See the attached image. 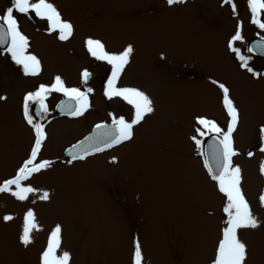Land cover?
I'll list each match as a JSON object with an SVG mask.
<instances>
[{"label": "rangeland", "instance_id": "rangeland-1", "mask_svg": "<svg viewBox=\"0 0 264 264\" xmlns=\"http://www.w3.org/2000/svg\"><path fill=\"white\" fill-rule=\"evenodd\" d=\"M221 1L187 0L169 6L163 0H51L74 25L73 36L64 42L49 35L44 22L21 16V30L30 38L29 51L41 60L42 72L25 77L7 54H0V95L7 96L0 102V182L14 174L32 143L20 110L27 91L50 83L57 74L69 87L94 91L84 116L70 121L51 114L45 119L48 139L41 155L55 165L29 182L50 191L51 200L32 204V198L18 202L0 193V217H15L8 223L0 220V264H39L56 223L62 225V248L70 251L71 264H130L137 237L144 264H210L223 227V200L203 171L202 157L189 136L197 116L226 125L211 79L232 89L240 109L234 134L240 155L233 159L242 168V190L261 221L257 230L242 232L241 239L249 244V264H264V208L258 205V195L264 191V176L259 174L264 153L259 151L258 136V127L264 124V76L257 79L245 73L227 50L236 22L222 12ZM9 4L10 0H0V11ZM246 31L244 23L242 35ZM252 32L250 28L247 33ZM88 37L100 39L112 52L133 46L121 83L147 92L155 113L135 129L134 139L123 148L67 164L62 151L93 123L107 122L109 112L129 117V106L103 96L111 68L87 54L83 41ZM243 41L236 46L246 54ZM250 63L264 74L263 61ZM85 68L92 75L87 85L79 78ZM62 97L51 94L49 106ZM248 151L254 153L251 158ZM112 156L117 157L115 164L110 162ZM29 207L41 230L33 232V243L25 247L18 243V234Z\"/></svg>", "mask_w": 264, "mask_h": 264}, {"label": "snow or ice", "instance_id": "snow-or-ice-1", "mask_svg": "<svg viewBox=\"0 0 264 264\" xmlns=\"http://www.w3.org/2000/svg\"><path fill=\"white\" fill-rule=\"evenodd\" d=\"M250 13L249 22L264 33V0H246ZM184 3V0H167L169 6ZM229 5L233 16H238L234 0H222ZM29 20L35 18L44 22L46 32L55 34L61 41L69 40L74 34V25L63 18L58 8L51 0H10L9 6L0 11V48L10 57L12 63L18 66L25 77H38L42 72V62L37 55L30 52V38L21 30L19 18ZM244 23L237 20L234 33L226 42L227 50L238 62V67L253 78H262L264 74L251 66V55H246L241 47L236 46L242 42ZM87 54L96 61L110 66L111 72L103 87V96L109 100H119L129 106V117L108 113L111 122L97 123L91 133L83 139L73 143L65 152L68 157L67 164L85 161L88 157L102 153L108 149L116 148L135 137V129L142 125L146 118L155 113V105L151 96L139 87L121 83L122 76L131 62L134 48L131 44L122 50L112 52L107 50L105 44L98 38L88 37L83 41ZM264 55V35L259 41L248 47V53ZM163 58V57H162ZM91 73L87 68L80 72L81 84L87 85ZM210 83L219 93V100L226 114V125L220 124L205 116L195 117L193 134L189 139L195 146L197 154L203 159V167L208 177L214 182L217 192L221 195L223 227L217 237L210 264H249V244L241 239V233L257 230L261 221L253 214L252 206L242 190V168L234 163V157L240 155L235 147V136L241 113L233 97L232 89L223 81L211 79ZM91 87L67 86L61 75L57 74L48 84L39 83L34 90L27 91L20 106L23 122L32 133V143L26 156L22 159L14 174L0 182V193L10 195L18 202L31 199L35 204L37 199L49 202L52 198L50 191L35 187L31 181L35 176L48 172L54 168L55 161L44 158L41 153L48 139L44 120L49 115L48 97L53 93L61 94L64 99L56 106L61 114L70 117H82L91 107ZM7 100V96L0 95V102ZM35 106V116L32 108ZM258 136L261 141L259 151L264 153V124L258 127ZM210 142L204 147L205 139ZM252 151L246 155L251 158ZM111 163L117 162L112 156ZM259 174L264 176V160L259 163ZM258 205L264 208V191L258 195ZM15 217L5 214L0 217L4 223L11 222ZM41 226L33 208L29 207L23 214L21 230L18 234V243L25 247L33 243V232L40 231ZM63 228L56 223L51 228L46 246L42 249L39 264H71L70 251L62 248ZM130 264H144L142 245L137 237L132 243Z\"/></svg>", "mask_w": 264, "mask_h": 264}, {"label": "flooded vegetation", "instance_id": "flooded-vegetation-1", "mask_svg": "<svg viewBox=\"0 0 264 264\" xmlns=\"http://www.w3.org/2000/svg\"><path fill=\"white\" fill-rule=\"evenodd\" d=\"M165 1V3H167V0H163V2ZM184 1H187V0H184ZM194 0H192V2H193ZM234 2L236 3V6H237V12H238V16H233V14H232V12H231V8H230V6L229 5H226V4H223L222 3V1H221V4L223 5H221L220 7H221V10H222V12L224 11L226 14H228L229 16H230V18L231 19H233L236 23H237V20L239 19V20H242L243 21V23H245L246 24V27H247V31L245 32V34H243V37H244V41H243V46H244V50H245V52H246V54L247 55H250V54H248L247 53V51H246V47H247V45L251 42V41H254V40H259V36L260 35H264V33H260L259 35L257 34L258 32H259V30L258 29H256L255 28V26H253L250 22H249V16H250V13H249V11H248V9H247V2H246V0H234ZM196 3V2H195ZM174 5H177V4H174ZM239 14H242L243 16H241L240 18H239ZM21 18V17H20ZM19 18V19H20ZM224 19H226L225 17H224ZM228 20V19H227ZM20 24V23H19ZM20 28H21V25H20ZM45 28V27H44ZM252 29V33H247L248 32V30L249 29ZM4 53V51H1L0 50V54H3ZM6 54V53H5ZM252 56V59H258V60H260V61H263L264 62V55H262V54H260L259 53V56H256V55H251ZM82 70H80V72H81ZM80 72H79V75H80ZM79 78H80V76H79ZM91 78H92V75L90 76V79H89V82L91 81ZM88 82V83H89ZM62 99H64V97H62ZM60 101V100H59ZM58 101V102H59ZM47 104H48V107H49V115H51V114H53V115H55V116H57L58 118H63V119H67V120H77L79 117H70V116H67V115H59V114H56L55 113V111H54V109H55V106H53V107H50L49 106V103H48V100H47ZM57 104V103H56ZM44 122H45V120H44ZM102 122H106V120H100V121H98V122H96V123H93L92 124V128L88 131V132H86L79 140H81L82 138H84L93 128H94V126H95V124H97V123H102ZM111 122V120L109 119L106 123H110ZM46 131H47V129H46ZM48 133V132H47ZM78 140V141H79ZM47 142V141H46ZM45 142V143H46ZM76 143V142H75ZM127 143H129V142H127ZM127 143H125V144H123V145H120V146H117L116 148H113V149H108V150H106V151H104V152H102V153H97V154H94V155H92V156H90V157H88L85 161H77V163H84V162H86V161H88V160H94L95 158H98V157H101V156H103V155H105V154H107V153H113V152H115V151H117V150H119V149H121V148H123ZM73 143H71V144H69V145H67L65 148H64V150L66 149V148H68L69 146H71ZM63 150V151H64ZM63 151H62V153H63ZM61 153V154H62ZM66 160V159H65Z\"/></svg>", "mask_w": 264, "mask_h": 264}, {"label": "water", "instance_id": "water-1", "mask_svg": "<svg viewBox=\"0 0 264 264\" xmlns=\"http://www.w3.org/2000/svg\"><path fill=\"white\" fill-rule=\"evenodd\" d=\"M258 41H252L249 45H248V47H253L256 43H257ZM1 50H3V48H0ZM251 54H253V55H256V56H259V52L257 51L256 53H251ZM56 111L58 112V113H60V111L57 109V107H56ZM61 114V113H60ZM210 141L207 139L206 141H205V143H204V147L205 148H207V145H208V143H209ZM65 157H67V155H66V152H65V155H64Z\"/></svg>", "mask_w": 264, "mask_h": 264}]
</instances>
